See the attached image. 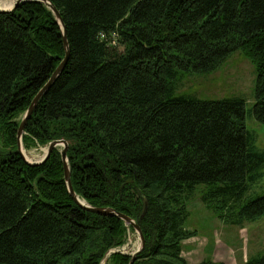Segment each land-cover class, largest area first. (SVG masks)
<instances>
[{
    "label": "trees",
    "instance_id": "obj_1",
    "mask_svg": "<svg viewBox=\"0 0 264 264\" xmlns=\"http://www.w3.org/2000/svg\"><path fill=\"white\" fill-rule=\"evenodd\" d=\"M70 54L22 136L25 148L68 142L75 193L134 219L145 246L133 264H190L188 201L223 221L264 215L248 195L264 164L241 97L177 94L188 73L218 70L241 51L256 70L250 112L264 125V0H49ZM66 55L61 25L40 0L0 12V264H101L133 226L82 207L61 148L39 164L19 151L33 98ZM132 255L114 252L112 264ZM196 264H226L209 258ZM242 264H264V255Z\"/></svg>",
    "mask_w": 264,
    "mask_h": 264
},
{
    "label": "rangeland",
    "instance_id": "obj_2",
    "mask_svg": "<svg viewBox=\"0 0 264 264\" xmlns=\"http://www.w3.org/2000/svg\"><path fill=\"white\" fill-rule=\"evenodd\" d=\"M256 76L251 61L241 51H235L214 72L185 74L177 82L176 93L194 95L203 100L245 99L247 128L255 132L257 146L264 151V125L250 114L255 102ZM48 146L36 143L25 148L23 145V151L29 161H39ZM59 147L62 150L63 147ZM246 194H264V164L258 170V176L250 181ZM188 209L187 228L197 232L183 242L182 255L190 264L207 258L226 264H242L248 258L264 255V215L255 221H245L242 225L226 223L204 204L200 189L188 201ZM140 244L137 231L134 228L128 230L124 243L109 250L101 264H112L110 256L114 252L132 254Z\"/></svg>",
    "mask_w": 264,
    "mask_h": 264
},
{
    "label": "water",
    "instance_id": "obj_3",
    "mask_svg": "<svg viewBox=\"0 0 264 264\" xmlns=\"http://www.w3.org/2000/svg\"><path fill=\"white\" fill-rule=\"evenodd\" d=\"M27 0H13V3L10 7H0V12L3 11H9L12 10L14 8H16L21 2H24ZM42 2H44L45 4H47V6L53 11L55 17L57 18L59 24L61 25V29L63 32V42H64V47H65V51H66V55L64 57V59L61 61V63L59 64V66L56 68V70L53 72L51 78L48 80V82L40 89V91L36 94V96L33 98L29 108L27 109L24 118L19 126L18 129V145H19V151L21 153V155L23 156V158L31 164H39L42 163L43 161H45L49 155L51 154V152L54 150V148L58 147V146H62V150H61V154H62V159L64 162V171H65V178H66V182H67V186L69 189V192L71 193V195L73 196V198L84 208L93 211L97 214L100 215H104V216H113V215H117L120 218H122L123 220H125V222L127 223V225H131L133 226V228L137 231L141 244L138 247V249L133 252L131 261L129 264H133L136 256L138 255V253H140L144 246H145V237L144 234L142 232V229L140 227V225L131 217L127 216L126 214H123L121 212H117L115 209L110 208V207H93L90 206L85 200L79 198V196H77V194L74 191L72 182H71V171H70V166H69V159H68V142L65 139H58V140H54L52 142L49 143L48 149L44 155V157L39 160V161H29L23 151V145H22V136L25 130V125L27 120L31 117L35 107L37 106V103L39 102L40 98L42 97V95L49 89V87L53 84V82L56 80V78L60 75V73L62 72V70L65 68L67 61L69 59V54H70V47H69V41L67 39V35H66V29H65V25L63 22V19L61 17V14L59 12V10L57 9V7L52 4L49 0H40Z\"/></svg>",
    "mask_w": 264,
    "mask_h": 264
},
{
    "label": "bare ground",
    "instance_id": "obj_4",
    "mask_svg": "<svg viewBox=\"0 0 264 264\" xmlns=\"http://www.w3.org/2000/svg\"><path fill=\"white\" fill-rule=\"evenodd\" d=\"M13 1H7V0H0V7H10L12 5Z\"/></svg>",
    "mask_w": 264,
    "mask_h": 264
}]
</instances>
